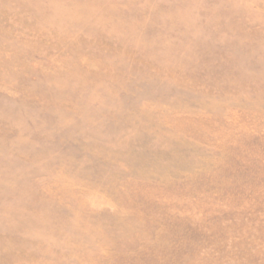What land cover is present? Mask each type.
I'll list each match as a JSON object with an SVG mask.
<instances>
[{"label": "rangeland", "instance_id": "1", "mask_svg": "<svg viewBox=\"0 0 264 264\" xmlns=\"http://www.w3.org/2000/svg\"><path fill=\"white\" fill-rule=\"evenodd\" d=\"M0 264H264V0H0Z\"/></svg>", "mask_w": 264, "mask_h": 264}]
</instances>
